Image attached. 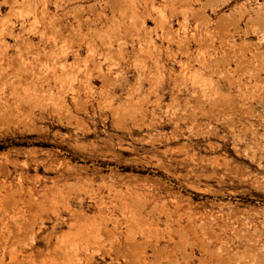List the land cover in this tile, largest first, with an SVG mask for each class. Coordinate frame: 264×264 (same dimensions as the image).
<instances>
[{
	"label": "rangeland",
	"instance_id": "rangeland-1",
	"mask_svg": "<svg viewBox=\"0 0 264 264\" xmlns=\"http://www.w3.org/2000/svg\"><path fill=\"white\" fill-rule=\"evenodd\" d=\"M0 264H264V0H0Z\"/></svg>",
	"mask_w": 264,
	"mask_h": 264
},
{
	"label": "bare ground",
	"instance_id": "bare-ground-1",
	"mask_svg": "<svg viewBox=\"0 0 264 264\" xmlns=\"http://www.w3.org/2000/svg\"><path fill=\"white\" fill-rule=\"evenodd\" d=\"M7 29H8V28H7ZM8 30H9V29H8ZM9 31H10V30H9ZM9 33H10V32H9ZM103 77H104V79H105V80L107 79V77H106V76H104V75H103ZM34 90H36V89H34ZM34 90H33V91H34ZM33 93H34V92H33ZM38 94H40V93H38ZM25 95H26V94H25ZM21 97H22V96H21ZM34 97H35V96H34ZM19 98H20V96H19ZM34 99L37 101V99H38V98H37V97H35ZM58 102H59V101H58ZM62 102H63V101H62ZM27 103H28V102H27ZM27 103H26V104H27ZM32 103H33V102H32ZM35 103H36V102H35ZM35 103H34V104H35ZM30 104H31V102H30ZM36 104H37V103H36ZM57 105H59V103H58ZM62 105H64V104H62ZM30 106H31V105H30ZM39 106H40V105H39ZM25 107H26V106H25ZM42 107H43V106H42ZM56 107H57V106H56ZM59 108H61V109H62V106H61V107H59ZM63 109H64V108H63ZM53 111H54V110H53Z\"/></svg>",
	"mask_w": 264,
	"mask_h": 264
}]
</instances>
